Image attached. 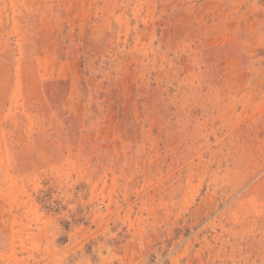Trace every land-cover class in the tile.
Returning <instances> with one entry per match:
<instances>
[{
    "label": "rangeland",
    "instance_id": "1",
    "mask_svg": "<svg viewBox=\"0 0 264 264\" xmlns=\"http://www.w3.org/2000/svg\"><path fill=\"white\" fill-rule=\"evenodd\" d=\"M0 264H264V0H0Z\"/></svg>",
    "mask_w": 264,
    "mask_h": 264
}]
</instances>
